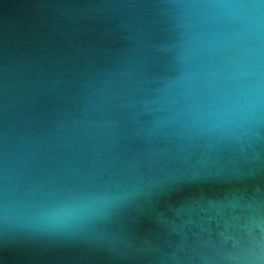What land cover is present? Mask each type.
<instances>
[{"label":"water","instance_id":"95a60500","mask_svg":"<svg viewBox=\"0 0 264 264\" xmlns=\"http://www.w3.org/2000/svg\"><path fill=\"white\" fill-rule=\"evenodd\" d=\"M0 264H264V0H0Z\"/></svg>","mask_w":264,"mask_h":264}]
</instances>
